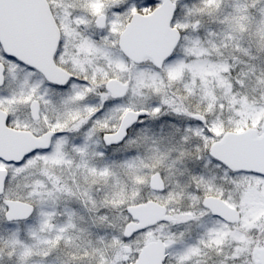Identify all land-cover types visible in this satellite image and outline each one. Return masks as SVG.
I'll list each match as a JSON object with an SVG mask.
<instances>
[{
    "label": "snow or ice",
    "instance_id": "1",
    "mask_svg": "<svg viewBox=\"0 0 264 264\" xmlns=\"http://www.w3.org/2000/svg\"><path fill=\"white\" fill-rule=\"evenodd\" d=\"M0 264H264V0H0Z\"/></svg>",
    "mask_w": 264,
    "mask_h": 264
}]
</instances>
